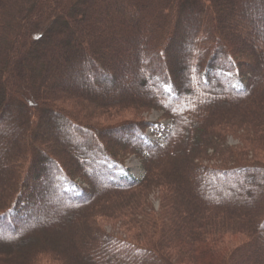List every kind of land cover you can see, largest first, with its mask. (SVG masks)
<instances>
[{
    "label": "trees",
    "instance_id": "trees-1",
    "mask_svg": "<svg viewBox=\"0 0 264 264\" xmlns=\"http://www.w3.org/2000/svg\"><path fill=\"white\" fill-rule=\"evenodd\" d=\"M0 123V264H264V0H0Z\"/></svg>",
    "mask_w": 264,
    "mask_h": 264
},
{
    "label": "rangeland",
    "instance_id": "rangeland-1",
    "mask_svg": "<svg viewBox=\"0 0 264 264\" xmlns=\"http://www.w3.org/2000/svg\"><path fill=\"white\" fill-rule=\"evenodd\" d=\"M123 4V3H122ZM68 17L70 18L71 16H74L76 18V16L79 15L80 13V10L75 7L73 9H69V12H68ZM86 18H87V15L85 16L84 14V21H78V20H75L76 23H77V26H83L86 22ZM57 19H58V24L59 25H64V26H70V37L71 36H76V33L74 32L73 30V24L71 23V21L64 17V16H61V15H58L57 16ZM238 18L235 19V21L237 22ZM97 26V24H96ZM73 27V28H71ZM49 39V38H48ZM251 42V41H250ZM254 42V40H253ZM256 43V42H255ZM36 47L34 46V43H31L29 46H28V49L27 50H32V51H35ZM21 81V80H20ZM58 79H57V75H51L49 76V78H45L42 83L44 84H53L55 82H57ZM63 84V83H62ZM61 84V85H62ZM72 85H76L77 83H73L71 82ZM63 86H66V85H63ZM104 84L102 83H97V84H94V83H90L88 85H84L83 88L85 90H93V89H98V88H101L103 87ZM26 87H28V85L26 83H22L20 84L19 86V90L18 92L24 90ZM115 88H110L109 91H112L114 90ZM132 118L131 115H125L121 118H118V121H120L121 119H123L122 121L124 120H130ZM139 118L143 119V120H146L152 124H155V126L151 129H149L147 131V134L149 136V138L154 141L155 143H161L163 141V138L165 136V130L167 129L168 125H169V121L165 118H163V115H162V112L161 111H158V110H151V111H145V112H142L139 116ZM0 125H2V123H0ZM120 139H123L122 136H119ZM229 144L232 145V146H235L239 143V141L233 137H230L229 140H228ZM211 163H214V162H211ZM126 167L129 169L130 171V174L135 177V178H141L142 175L144 174V168L142 166V162L141 160L134 156V155H130L127 157V160H126ZM264 183V179L262 181ZM251 186H254V183L251 184ZM218 186L217 185H213V184H210V188H212L213 190H216ZM218 194H220L218 192ZM151 202L152 204L154 205L155 209L158 210L159 209V200H158V197L157 195H152L151 196ZM59 209L58 208H55L54 210L51 211V213L49 212V214L46 212L45 214H43L42 216H44L43 218H49L51 217L52 214H55L56 212H58ZM28 227V225H27ZM25 227V229L27 228ZM105 229L109 232V233H112V234H118L121 235L123 234L121 232V229H120V225L117 224V225H106ZM18 234H20V230L18 232H14V233H11V235H6L4 237H0V239H13L15 238Z\"/></svg>",
    "mask_w": 264,
    "mask_h": 264
}]
</instances>
